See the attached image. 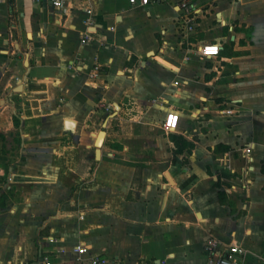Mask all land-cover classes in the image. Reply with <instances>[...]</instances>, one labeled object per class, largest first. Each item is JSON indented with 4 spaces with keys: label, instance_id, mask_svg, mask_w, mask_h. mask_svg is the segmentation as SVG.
Wrapping results in <instances>:
<instances>
[{
    "label": "crops",
    "instance_id": "obj_1",
    "mask_svg": "<svg viewBox=\"0 0 264 264\" xmlns=\"http://www.w3.org/2000/svg\"><path fill=\"white\" fill-rule=\"evenodd\" d=\"M182 1L0 0V264H264V0Z\"/></svg>",
    "mask_w": 264,
    "mask_h": 264
},
{
    "label": "built area",
    "instance_id": "obj_2",
    "mask_svg": "<svg viewBox=\"0 0 264 264\" xmlns=\"http://www.w3.org/2000/svg\"><path fill=\"white\" fill-rule=\"evenodd\" d=\"M159 0H128L130 6H147L151 3H156ZM51 7L58 14H67L68 12V4L67 0H49ZM181 7L190 12L191 5L183 0L181 2ZM90 23L91 20H88ZM88 41V37L85 36L81 41L82 44ZM221 48L218 45H205L199 49V54L204 57H216L219 55ZM92 75L97 77L99 75V67L96 65L91 70ZM177 125V116L175 114H169L166 120L163 123L164 130H174ZM250 151L249 147H246L242 150L244 158L247 162L250 161ZM249 182L245 183L247 186ZM52 242V241H51ZM77 254H85L87 250L84 246H78L74 249ZM205 252V262L204 264H242V259L245 254L243 248L239 245H230L227 247H223L221 243L215 238H209L204 246ZM90 264H121L117 260L109 259L103 255H90L89 256ZM43 264H50L48 262H44Z\"/></svg>",
    "mask_w": 264,
    "mask_h": 264
},
{
    "label": "water",
    "instance_id": "obj_3",
    "mask_svg": "<svg viewBox=\"0 0 264 264\" xmlns=\"http://www.w3.org/2000/svg\"><path fill=\"white\" fill-rule=\"evenodd\" d=\"M118 108V106L116 105V109ZM116 115V111L113 112L109 117L112 118ZM106 123H107V120H105L102 124H101V127L102 128H105L106 126ZM105 138V131L104 130H100V132L98 133L97 137L95 138V141H94V147H95V156L96 158L99 157V154H100V148L103 144V140Z\"/></svg>",
    "mask_w": 264,
    "mask_h": 264
},
{
    "label": "trees",
    "instance_id": "obj_4",
    "mask_svg": "<svg viewBox=\"0 0 264 264\" xmlns=\"http://www.w3.org/2000/svg\"><path fill=\"white\" fill-rule=\"evenodd\" d=\"M175 138H173L174 140ZM176 142V139H175ZM185 147H189L188 144H184ZM8 199L7 194H5V192H3V190L0 188V208H4L6 206V201Z\"/></svg>",
    "mask_w": 264,
    "mask_h": 264
},
{
    "label": "rangeland",
    "instance_id": "obj_5",
    "mask_svg": "<svg viewBox=\"0 0 264 264\" xmlns=\"http://www.w3.org/2000/svg\"><path fill=\"white\" fill-rule=\"evenodd\" d=\"M113 112H115V111H113Z\"/></svg>",
    "mask_w": 264,
    "mask_h": 264
}]
</instances>
